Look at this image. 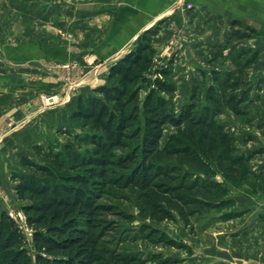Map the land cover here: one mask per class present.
<instances>
[{
    "label": "rangeland",
    "instance_id": "374dc122",
    "mask_svg": "<svg viewBox=\"0 0 264 264\" xmlns=\"http://www.w3.org/2000/svg\"><path fill=\"white\" fill-rule=\"evenodd\" d=\"M248 4L264 11V1ZM237 5L236 0H0V139L14 127L20 133L0 144L6 160L0 161V214L6 211L27 232L23 203L11 180L21 170V155L33 157V146L24 140L32 133L49 140L52 135V144H41L59 148L67 138L64 130L76 132L71 115L78 98L106 84L111 65L134 50L149 28L158 32L152 39L153 63L139 71L131 88L139 89L142 100L156 79L171 83L176 91L163 96L179 111L190 101L195 81L204 91L213 70L221 78L230 74L233 87L227 95L241 98L248 89L250 97L236 110L226 108L217 120L237 137L240 153L262 151L252 165L263 171L264 146L258 144L264 97L258 91L260 84L264 89V64H259L263 48L258 46L264 41L259 40L264 23L254 13L239 16ZM201 28L211 31L207 40L197 38ZM193 38L198 41L191 43ZM162 70L170 75L162 76ZM174 132L166 126L162 144ZM184 169L187 183H192L195 172ZM127 173L115 169L102 200L110 213L101 218L107 230L100 247L113 258L143 264H264V244L260 248L256 243L254 222L264 219L263 192L247 183L224 181L221 175L201 174V179L225 183L232 203L196 213L188 221L174 210L164 219L145 207L139 191L124 182L114 185Z\"/></svg>",
    "mask_w": 264,
    "mask_h": 264
},
{
    "label": "trees",
    "instance_id": "16d2710c",
    "mask_svg": "<svg viewBox=\"0 0 264 264\" xmlns=\"http://www.w3.org/2000/svg\"><path fill=\"white\" fill-rule=\"evenodd\" d=\"M157 33L147 29L136 48L111 65L106 84L78 98L71 115L76 132L64 130L67 138L59 148L35 144L33 157L21 155V170L11 180L23 203L27 232L1 212L0 264H143L113 258L100 247L106 235L101 218L110 213L102 200L115 169L128 173L114 185L124 182L139 191L145 207L164 219L174 210L188 221L196 213L232 203L225 183L201 179V174L221 175L224 181L247 183L264 193V170L257 172L252 165L262 151L240 153L237 137L217 120L226 108L236 110L250 97L248 89L241 98L227 95L233 87L230 74L221 78L213 70L204 91L195 81L190 101L179 111L163 96L176 91L171 83L156 79L142 100L139 89L131 88L139 71L153 63ZM161 73L170 75L168 70ZM166 126L175 132L162 144ZM184 166L195 172L192 183H187Z\"/></svg>",
    "mask_w": 264,
    "mask_h": 264
},
{
    "label": "crops",
    "instance_id": "0c3cea01",
    "mask_svg": "<svg viewBox=\"0 0 264 264\" xmlns=\"http://www.w3.org/2000/svg\"><path fill=\"white\" fill-rule=\"evenodd\" d=\"M250 0H236L237 2V10H238V15L240 16H243L245 18L246 15H248L249 13H254L255 16H258L256 19H257V22H260V24L263 22L264 23V11L261 9V8H250L251 6L248 4L247 5V2H249ZM253 1H264V0H253ZM232 5L234 6V4L232 3ZM199 32L198 34L200 36H197L198 39L202 40L203 38H205L207 40V37L208 35H210V32L207 31V30H204V29H198L196 30V33ZM197 38H193L191 43L195 40H197ZM263 38V36H259V40H261ZM198 41V40H197ZM258 41V39L256 40ZM262 44L260 43L258 48H263V51H261V54H260V60H259V64L260 63H263L264 64V41H261ZM255 47V45H254ZM196 48V46H195ZM202 49V48H206V46H202V47H197L196 49ZM264 76V74H263ZM262 76V77H263ZM257 79V78H256ZM258 80V79H257ZM260 89L258 91V95L262 96L261 98L264 97V89L261 88V84H260ZM261 103H263V100L261 101ZM261 106L264 108V104H261ZM15 129L13 130H10L9 132H6L5 134L3 133V135L1 136V139H0V144H4V143H7L8 141H13L15 139V136L16 135H20L19 133V130L18 128L14 127ZM31 128V127H29ZM261 140L259 141L260 143L258 144L259 145V148L263 147L264 146V125L261 126ZM29 133H31V131L29 130ZM9 134V135H8ZM54 142L53 138H52V135H51V138L50 140L48 139L47 136L43 137L42 135H35V133H32L31 135H29V137H27L25 140H24V143L26 144H31L32 146L35 145V144H41V143H48V144H52ZM258 149V148H256ZM1 154V153H0ZM262 160V159H260ZM0 161L3 163L5 162V157L3 154L0 155ZM256 162V161H255ZM264 168V162L262 161V166L260 169H263ZM264 170V169H263ZM2 172V171H1ZM2 175V174H1ZM255 224H258V228L255 229V235L256 237L258 238V241L256 240V243L259 244L260 248L263 247L262 244H264V219L262 218H259L258 220L256 219L255 221Z\"/></svg>",
    "mask_w": 264,
    "mask_h": 264
}]
</instances>
